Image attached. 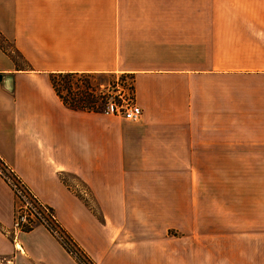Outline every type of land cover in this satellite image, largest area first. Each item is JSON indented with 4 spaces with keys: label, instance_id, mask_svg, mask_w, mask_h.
Masks as SVG:
<instances>
[{
    "label": "crops",
    "instance_id": "crops-1",
    "mask_svg": "<svg viewBox=\"0 0 264 264\" xmlns=\"http://www.w3.org/2000/svg\"><path fill=\"white\" fill-rule=\"evenodd\" d=\"M62 72L130 75L140 119L65 106ZM0 76V159L95 264H213L177 257V186L196 217L200 171L264 170V0H0ZM14 207L0 176V264H80L43 225L16 249Z\"/></svg>",
    "mask_w": 264,
    "mask_h": 264
},
{
    "label": "rangeland",
    "instance_id": "rangeland-1",
    "mask_svg": "<svg viewBox=\"0 0 264 264\" xmlns=\"http://www.w3.org/2000/svg\"><path fill=\"white\" fill-rule=\"evenodd\" d=\"M12 55L19 59L15 52ZM87 78V82L82 78L73 79L72 90L77 93L91 87L102 96L118 79L132 96L133 80L128 74H94ZM66 177L70 181H65L68 187L94 210L88 189L76 177ZM228 177L230 186H225ZM233 177L235 184H231ZM236 178L240 179L239 183ZM199 181V185L194 186L198 197L193 202L196 217H191V203L186 200L190 187L177 186V257L189 261H213V264H222V261H262L264 264V170L229 171L228 176L222 171H200ZM94 211L100 218L99 212ZM227 225L240 233L228 235L224 231ZM74 248L86 264H95L79 247Z\"/></svg>",
    "mask_w": 264,
    "mask_h": 264
},
{
    "label": "built area",
    "instance_id": "built-area-1",
    "mask_svg": "<svg viewBox=\"0 0 264 264\" xmlns=\"http://www.w3.org/2000/svg\"><path fill=\"white\" fill-rule=\"evenodd\" d=\"M99 102V112L102 114L112 115L131 122H136L140 119L142 110L134 99L133 91L131 96L125 91L118 79L114 81L112 89L108 90L100 97ZM0 176L8 185L15 198L12 224L9 228L4 229V233L11 238L15 248L19 249L16 241L19 233L29 231L38 225H43L49 229V231L53 233L75 257H78L77 251L73 244L67 239L52 208L39 201L23 180L10 167L3 163L1 159ZM79 261L81 264H86V262L80 258Z\"/></svg>",
    "mask_w": 264,
    "mask_h": 264
},
{
    "label": "trees",
    "instance_id": "trees-1",
    "mask_svg": "<svg viewBox=\"0 0 264 264\" xmlns=\"http://www.w3.org/2000/svg\"><path fill=\"white\" fill-rule=\"evenodd\" d=\"M92 75L94 74L74 72L53 73L50 76V82L55 93L61 99L65 106L77 110L99 112V99L101 95L99 93H96L95 89L91 87H85L82 91H77V93L72 90L73 79L77 80L82 78V81L87 82V76ZM67 237L70 242L76 248H78L77 245L72 241V239L68 235ZM76 258L79 261L80 257Z\"/></svg>",
    "mask_w": 264,
    "mask_h": 264
},
{
    "label": "water",
    "instance_id": "water-1",
    "mask_svg": "<svg viewBox=\"0 0 264 264\" xmlns=\"http://www.w3.org/2000/svg\"><path fill=\"white\" fill-rule=\"evenodd\" d=\"M0 79H1V76H0Z\"/></svg>",
    "mask_w": 264,
    "mask_h": 264
}]
</instances>
